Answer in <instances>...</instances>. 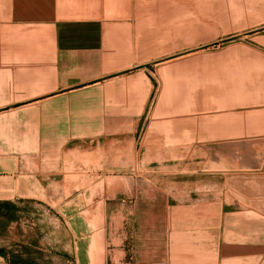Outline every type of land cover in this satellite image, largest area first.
Listing matches in <instances>:
<instances>
[{"label":"crops","instance_id":"0c3cea01","mask_svg":"<svg viewBox=\"0 0 264 264\" xmlns=\"http://www.w3.org/2000/svg\"><path fill=\"white\" fill-rule=\"evenodd\" d=\"M16 201L68 232L18 264H264V0H0Z\"/></svg>","mask_w":264,"mask_h":264},{"label":"rangeland","instance_id":"374dc122","mask_svg":"<svg viewBox=\"0 0 264 264\" xmlns=\"http://www.w3.org/2000/svg\"><path fill=\"white\" fill-rule=\"evenodd\" d=\"M129 244L130 264H139L143 259L134 256V253L143 248L151 249L152 243L144 241L149 228L141 227L140 232L136 227H129ZM166 226H162V251L165 250L164 234ZM24 236L41 241L44 238L46 244L55 246L57 239L63 240L64 247L68 241V232L57 223L52 210L45 205L37 204L30 201H16L0 203V264H18L26 261L22 257L24 248L20 247L17 240H22ZM39 244V243H38ZM63 247V248H64ZM150 247V248H149ZM64 258L53 257L50 253L47 262L50 264H73V259L66 255L64 249H60ZM69 254V253H68Z\"/></svg>","mask_w":264,"mask_h":264}]
</instances>
